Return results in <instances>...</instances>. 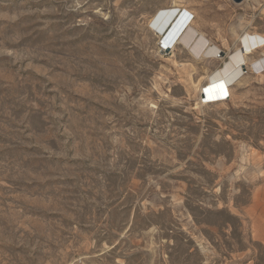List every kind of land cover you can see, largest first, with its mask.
Wrapping results in <instances>:
<instances>
[{
    "label": "rangeland",
    "instance_id": "rangeland-1",
    "mask_svg": "<svg viewBox=\"0 0 264 264\" xmlns=\"http://www.w3.org/2000/svg\"><path fill=\"white\" fill-rule=\"evenodd\" d=\"M173 8L218 58L158 52ZM246 34L264 0H0V264H264V40L202 97Z\"/></svg>",
    "mask_w": 264,
    "mask_h": 264
},
{
    "label": "bare ground",
    "instance_id": "bare-ground-1",
    "mask_svg": "<svg viewBox=\"0 0 264 264\" xmlns=\"http://www.w3.org/2000/svg\"><path fill=\"white\" fill-rule=\"evenodd\" d=\"M191 15L189 11L184 10L182 12L181 9L177 8L162 11L152 21V27L161 34V40L167 46L168 51L173 50L175 45H183L194 56L200 55L205 58H218L219 49L215 45L210 44L193 27V24L189 22ZM239 38H242L241 35ZM253 38L255 40L250 35H247L245 46L228 54V59L223 63L221 69L210 77V83L204 95L202 94V97L205 96L210 101L222 98L226 89L233 85V82L242 74V67L246 64L245 60L247 56L252 54L254 44L259 45L264 40L262 39L263 37L260 38L258 36H254ZM257 66L259 71L260 69L264 71V60Z\"/></svg>",
    "mask_w": 264,
    "mask_h": 264
},
{
    "label": "built area",
    "instance_id": "built-area-1",
    "mask_svg": "<svg viewBox=\"0 0 264 264\" xmlns=\"http://www.w3.org/2000/svg\"><path fill=\"white\" fill-rule=\"evenodd\" d=\"M191 20H193V17H192V16H191L189 22H190ZM158 52H159V53H165V52H168V50H167V46L163 43L162 40L159 41V43H158Z\"/></svg>",
    "mask_w": 264,
    "mask_h": 264
},
{
    "label": "water",
    "instance_id": "water-1",
    "mask_svg": "<svg viewBox=\"0 0 264 264\" xmlns=\"http://www.w3.org/2000/svg\"><path fill=\"white\" fill-rule=\"evenodd\" d=\"M234 4H241L244 0H231Z\"/></svg>",
    "mask_w": 264,
    "mask_h": 264
},
{
    "label": "crops",
    "instance_id": "crops-1",
    "mask_svg": "<svg viewBox=\"0 0 264 264\" xmlns=\"http://www.w3.org/2000/svg\"><path fill=\"white\" fill-rule=\"evenodd\" d=\"M182 12H184V10H182ZM192 14V13H191ZM193 18H194V16L193 15H191ZM192 22V20L190 21V23ZM250 37H252V39H254L255 40V38H253L254 36H250Z\"/></svg>",
    "mask_w": 264,
    "mask_h": 264
}]
</instances>
